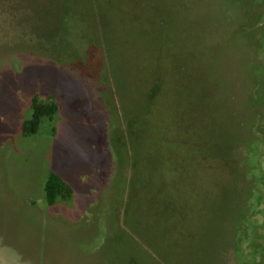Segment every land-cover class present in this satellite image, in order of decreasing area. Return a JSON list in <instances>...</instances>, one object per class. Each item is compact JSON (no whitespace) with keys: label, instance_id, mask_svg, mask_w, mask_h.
Listing matches in <instances>:
<instances>
[{"label":"rangeland","instance_id":"rangeland-1","mask_svg":"<svg viewBox=\"0 0 264 264\" xmlns=\"http://www.w3.org/2000/svg\"><path fill=\"white\" fill-rule=\"evenodd\" d=\"M0 203L24 257L75 220L125 264H264V0H0Z\"/></svg>","mask_w":264,"mask_h":264},{"label":"crops","instance_id":"crops-1","mask_svg":"<svg viewBox=\"0 0 264 264\" xmlns=\"http://www.w3.org/2000/svg\"><path fill=\"white\" fill-rule=\"evenodd\" d=\"M19 220H22V230L21 232L13 230V233L15 237L20 233L22 235L21 240L24 243L32 242L37 235V239H39L42 231H45L44 220L41 216L40 219H33L32 221H29L27 216L25 219L20 218ZM79 222L66 220V223L72 227L69 231L70 236L62 243H54L57 241L55 240L47 244L45 241L43 249L41 247V250L34 254L28 252L29 255L27 254L24 257L20 253L0 251V264H125V262L121 261L123 257L119 250L113 248L103 250L101 249L103 246H97L94 249V244L92 243L94 227L84 225L82 228H75L74 225H78ZM76 227H79V225ZM31 234L36 235L31 237ZM47 245L48 247H46Z\"/></svg>","mask_w":264,"mask_h":264},{"label":"trees","instance_id":"trees-1","mask_svg":"<svg viewBox=\"0 0 264 264\" xmlns=\"http://www.w3.org/2000/svg\"><path fill=\"white\" fill-rule=\"evenodd\" d=\"M58 106L55 103L41 104L36 99L33 103L34 116L33 120L27 122L24 126L25 134L31 135L36 134L41 123V120L44 117L52 118L58 113ZM176 148L186 147L184 143L177 144ZM175 148V149H176ZM175 164L174 170L179 168V165L182 161V158L178 152H176L171 157H168ZM168 159V160H169ZM46 197L49 205H54L57 200L63 199L68 201L72 198V190L62 181V179L56 175L51 174L48 178V181L45 186Z\"/></svg>","mask_w":264,"mask_h":264}]
</instances>
